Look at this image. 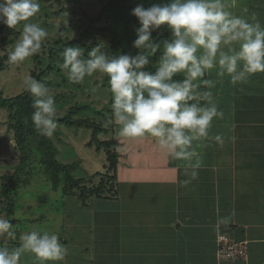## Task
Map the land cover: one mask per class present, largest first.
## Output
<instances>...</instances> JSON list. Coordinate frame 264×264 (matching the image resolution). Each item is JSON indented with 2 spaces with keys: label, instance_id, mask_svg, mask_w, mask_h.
I'll list each match as a JSON object with an SVG mask.
<instances>
[{
  "label": "crops",
  "instance_id": "0c3cea01",
  "mask_svg": "<svg viewBox=\"0 0 264 264\" xmlns=\"http://www.w3.org/2000/svg\"><path fill=\"white\" fill-rule=\"evenodd\" d=\"M218 7L194 21L213 26L199 34L226 54L199 65L206 100L195 121L136 110L139 126L121 135L117 125L116 197L89 201L88 234L63 241L80 264H264V22L250 14L264 6ZM220 234L246 243L245 257L218 259Z\"/></svg>",
  "mask_w": 264,
  "mask_h": 264
},
{
  "label": "rangeland",
  "instance_id": "374dc122",
  "mask_svg": "<svg viewBox=\"0 0 264 264\" xmlns=\"http://www.w3.org/2000/svg\"><path fill=\"white\" fill-rule=\"evenodd\" d=\"M207 3L208 9L219 6L221 11L226 9L228 15L232 0H187L183 4L178 27L179 55L172 61L180 74L190 76L189 68L186 69L183 65L211 63L226 55L221 53L216 57V54H212L211 45L216 43L215 40H203V36L199 34L209 30L210 24L206 23L216 13H220L218 9L203 10V5ZM254 4L264 6V0H254ZM100 8V0H0V16H5L6 11L9 16H6L9 30H4L0 37L9 39L14 32H18L12 45L0 43V58L4 55L12 56L10 67L0 71L1 93L7 97L18 95L35 84L36 91L41 95L39 105L42 111L59 117L79 104H89L96 110H103L111 105L121 109L123 105L118 98V89L125 82L123 73L115 74L110 88L104 82L106 61H92L88 54L77 48L71 51L62 49L79 37V33L90 19L97 16ZM255 8H251L250 13L255 16L253 19L261 18L264 22V10L262 17H259L261 12ZM198 17L207 21L202 24L196 21L201 27L194 23ZM197 34L200 35L198 38ZM217 40L222 41L221 38ZM214 47L216 46L213 45ZM146 61L151 64L149 60ZM4 63L7 64L8 61L5 60ZM49 64L55 69L41 77L40 81L31 77L32 72L39 75ZM191 81L201 84L202 79L192 76ZM156 97L162 98L163 95L150 90L144 91L141 99L134 96L132 104L139 106ZM130 111V116L128 111L122 110L114 115L113 129L116 130L119 126L121 135L127 132L129 124L131 127L139 126L141 121L136 109ZM7 115L6 110L0 109V188L18 168L20 178L27 181L22 182L16 191L10 192L13 205L11 212L6 211L7 200L0 195V264H80V257L70 254L76 250L75 244L63 241L77 235V240H82L88 234V209H83L80 200L74 195L63 196L62 181L57 191L52 190L43 173V166L39 161L42 154L35 141L29 138L24 149H17L13 131L8 127ZM88 116L95 119V114L86 109L74 114V118ZM96 120L103 121L101 117H96ZM164 126L171 128L172 134L169 137L173 139V133H176L172 130L174 127L168 124ZM52 129L55 133L50 135V139L57 149L56 159L63 164L77 162L78 167L72 173L75 178L88 181L95 173L105 172L104 151H97L94 144L88 147L90 130L64 124L52 125ZM137 130H140L139 127L133 131ZM111 132L109 128L107 136H101V140L110 139Z\"/></svg>",
  "mask_w": 264,
  "mask_h": 264
},
{
  "label": "trees",
  "instance_id": "16d2710c",
  "mask_svg": "<svg viewBox=\"0 0 264 264\" xmlns=\"http://www.w3.org/2000/svg\"><path fill=\"white\" fill-rule=\"evenodd\" d=\"M186 1L100 0L101 8L97 16L89 20L76 40L63 46L62 49L67 51L76 48L82 50L92 61H106L104 82L110 88L115 74L123 73L125 82L118 89V98L123 105L121 109L111 105L103 110H96L89 104H79L59 117L42 111L39 105L41 95L36 91L35 84L14 96H4L0 91V109L8 113L7 123L13 131L16 148L24 149L27 140L33 138L42 154L39 161L43 166V173L53 191L59 189L62 181L63 196L74 195L80 200L82 208L91 200L116 197L118 152L113 126L114 115L118 110L167 111L173 113L174 120L180 125H190L195 121L196 112L206 100L205 68L183 65L184 68H189L190 76H186L180 74L172 62L179 55L178 27L182 18L180 9ZM6 16L9 17L7 11L5 16H0V35L4 30H9ZM17 35L18 32H14L12 38L0 37V43L12 45ZM5 60L8 61L7 64L4 63ZM10 63L12 56L1 57L0 71L8 69ZM54 69L49 64L39 75L32 72L31 77L40 81L41 77ZM192 76L200 77L201 84L193 83ZM148 90L158 92L163 97L150 98L148 102L134 106V96L141 99L144 91ZM82 109L94 113L95 119L89 116L74 118V114ZM96 117H101L103 121H97ZM55 124L90 130L88 147L94 144L97 151H104L105 172L95 173L88 181L75 178L72 173L78 163L63 164L56 159L57 149L50 139V135L55 133L52 129ZM109 128L112 130V137L101 140V136H107ZM23 157L26 159V156ZM18 170L0 188V195L7 200V212L13 210L10 192L16 191L22 182L27 181L20 178Z\"/></svg>",
  "mask_w": 264,
  "mask_h": 264
},
{
  "label": "built area",
  "instance_id": "2783aa9c",
  "mask_svg": "<svg viewBox=\"0 0 264 264\" xmlns=\"http://www.w3.org/2000/svg\"><path fill=\"white\" fill-rule=\"evenodd\" d=\"M217 257L218 259H234L245 257L246 243H235L230 241L225 235L220 234L217 238Z\"/></svg>",
  "mask_w": 264,
  "mask_h": 264
}]
</instances>
